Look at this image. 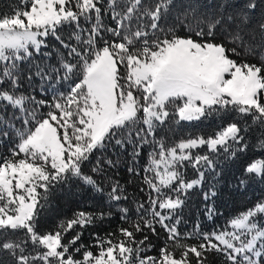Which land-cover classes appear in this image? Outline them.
Segmentation results:
<instances>
[{"label": "snow or ice", "instance_id": "obj_1", "mask_svg": "<svg viewBox=\"0 0 264 264\" xmlns=\"http://www.w3.org/2000/svg\"><path fill=\"white\" fill-rule=\"evenodd\" d=\"M174 7L175 0H20L0 13V143L10 145L0 156L3 264H192L189 254L196 264H205L210 251L223 254L226 264H264V225L259 220L264 202L232 218L231 230H197L198 245L181 243L177 228L182 197L215 169L217 161L209 153L223 152L230 159L247 149V144L233 148L244 141L238 124L172 143L156 139L157 129L165 125L228 113L251 117L253 125L264 127V13L256 14V0H247L238 11L225 0L217 6L224 11L210 14L190 7L179 21L187 32L181 36L166 24ZM104 16L111 25L102 22ZM82 21L91 27H82ZM65 26L71 29L67 41L60 34ZM49 37L67 55H61L56 68L36 65L42 81H55L51 102L36 101L18 91L21 66L48 46ZM113 141L120 148L133 144L134 157L145 144L153 146L144 168L148 201L137 207L142 223H132L134 231L120 228L119 236L97 237V252L85 250L77 259L84 248L76 246L80 233L65 242L66 233L105 214L77 212L54 231L38 230L39 214L52 190L69 179L102 192L82 166ZM203 148L204 154L194 151ZM260 148L264 150V140ZM104 163L112 165L98 159L93 173L102 172ZM188 167L195 169L196 178H186L182 169ZM244 173L264 180V157L251 160ZM107 195L114 202L127 199L119 184ZM120 212L127 220L129 209ZM157 224L167 241L181 249L179 258L167 243L158 257L141 256L148 238L137 241L135 233L147 228L156 234Z\"/></svg>", "mask_w": 264, "mask_h": 264}, {"label": "trees", "instance_id": "obj_2", "mask_svg": "<svg viewBox=\"0 0 264 264\" xmlns=\"http://www.w3.org/2000/svg\"><path fill=\"white\" fill-rule=\"evenodd\" d=\"M225 0H175V7L166 18L168 26H174L177 33L181 36L186 35V29L180 24V20L184 19V12L190 7L196 8L201 13H212L214 11H224L223 8L218 9V5L224 3ZM229 4H235L239 10L244 7L247 0H227ZM20 0H0V13L9 12ZM256 14L264 13V0H256ZM233 11V9H229ZM191 18L189 17V20ZM94 22V20H93ZM105 25H111L109 16H104ZM82 27L90 28V24L81 22ZM71 29L65 26L61 31V36L66 41ZM74 43V41H73ZM48 46L42 48L40 54L33 55L31 62H25L21 66V80L19 92L34 97L36 101L45 100L51 102L52 90L50 85L55 81L41 80L36 75V65H40L45 69L58 67V61L61 55H67L59 41L53 37H49ZM44 53H48L45 55ZM251 62H255L251 57ZM32 79L29 80L28 76ZM55 75V73H53ZM42 88L44 91H42ZM60 90H66L65 85H57ZM33 105L29 104L31 108ZM46 107H42L40 111L47 112ZM11 112V109L8 110ZM235 122L241 128V135L244 141L241 145H233V148H239L243 144H247V149L243 152L237 151L234 158L226 159V154H212L217 161L215 169L209 170L205 174L203 183L188 191L183 196L184 204L177 209V216L180 223L177 225L180 233V242L189 245H198L201 240L195 235L198 230L200 233L211 234L214 231H220L228 228L229 221L240 213L252 208L258 201L264 202V180L257 177H249L244 173L246 165L255 158L264 157V150L260 148V141L264 140V127L259 124L253 125L251 117H243L237 113H228L221 116L213 115L208 118H202L200 121L191 123L182 122L180 125L172 124L170 127L165 125L157 129L156 139L163 138L166 143H172L182 138L192 135L207 136L219 130L221 126H227L228 123ZM245 129H247L245 131ZM134 136V133H133ZM151 139V138H149ZM9 142L5 140L0 143V156L7 154ZM153 150V146L145 144L138 157L133 156V144L127 143L124 148L115 145L114 141L106 146L103 150L96 151L91 157L90 162H85L83 172L85 175L92 176L100 187L102 192L95 191L90 186L83 184L81 181L73 178L69 179L61 185H57L49 194L47 206L40 212L38 219V230L54 231L61 221H67L74 217L77 212L93 213L98 215L103 212L104 218L97 219L91 225L81 228L75 226L65 235V242L70 240L74 235L80 233V238L76 246L84 245L80 253H76L77 259L82 258L85 250L97 252L94 246L97 237H105L108 233H115L119 236L120 228H130L131 224L140 221L137 215V207L140 203L147 204L148 187L144 183V168L148 162L149 153ZM200 154L207 152L206 148L194 150ZM112 161V165L102 164V172L93 173L92 168L96 165L97 160ZM132 169L130 172L129 169ZM187 179L196 178L195 169L188 167L182 169ZM241 179L246 180L245 184H241ZM114 184H119L123 189V195L127 199H121L119 202L109 200L107 193ZM215 191L216 195L211 196V192ZM209 194V198L205 199V194ZM120 208H128V219H121L122 213ZM209 209H213L211 217ZM260 223L264 225V216L259 217ZM142 223V221H140ZM156 234L150 229L145 228L143 232L135 233L137 241L143 240L147 236L144 247L147 249L141 253V256H159V251L167 243L169 250L175 253L179 258L181 249L175 248L171 241H167V233L157 224ZM193 234L189 239L184 237L187 234ZM192 264H196V257L189 254ZM205 264H226L223 254L210 251L205 253ZM6 257L0 256V264Z\"/></svg>", "mask_w": 264, "mask_h": 264}, {"label": "rangeland", "instance_id": "obj_3", "mask_svg": "<svg viewBox=\"0 0 264 264\" xmlns=\"http://www.w3.org/2000/svg\"><path fill=\"white\" fill-rule=\"evenodd\" d=\"M229 224V223H228ZM227 229H229V230H231L230 228H229V226H228V228Z\"/></svg>", "mask_w": 264, "mask_h": 264}]
</instances>
